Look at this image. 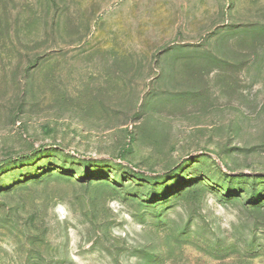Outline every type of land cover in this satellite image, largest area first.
<instances>
[{"label": "rangeland", "instance_id": "obj_1", "mask_svg": "<svg viewBox=\"0 0 264 264\" xmlns=\"http://www.w3.org/2000/svg\"><path fill=\"white\" fill-rule=\"evenodd\" d=\"M0 264H264V0H0Z\"/></svg>", "mask_w": 264, "mask_h": 264}]
</instances>
